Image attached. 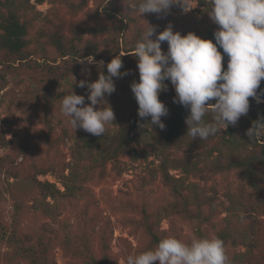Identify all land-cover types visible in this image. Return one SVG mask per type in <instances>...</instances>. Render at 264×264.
<instances>
[{
	"label": "rangeland",
	"instance_id": "1",
	"mask_svg": "<svg viewBox=\"0 0 264 264\" xmlns=\"http://www.w3.org/2000/svg\"><path fill=\"white\" fill-rule=\"evenodd\" d=\"M19 1L27 45L20 54L0 48V264H31L6 238L10 232L25 244L46 247L55 264L103 256L106 264H125L128 255L156 246L153 234L188 241L220 233L230 264H264V167L256 169L255 187L239 169H219L213 158L223 166L228 158L221 147L224 129L206 140L185 132L182 143L165 144L159 130L133 123L138 104L130 85L139 73L134 51L125 50L135 47L147 22L157 32L171 23L182 35L214 33L218 25L207 0H189L188 11L174 5L142 17L132 7L136 0ZM53 34L63 37L64 46H75V55L61 57ZM90 41L99 53L92 63L85 56ZM167 48L162 42V51ZM121 54V72L128 74L113 78L115 91L105 97L115 120L102 136L130 133L136 154L100 163L94 161L100 150L84 153L86 131L73 130L60 103L71 88L90 103L78 82L107 75V63ZM167 159L195 162L198 169L186 172ZM164 171L180 179V196ZM66 176L76 185L69 192Z\"/></svg>",
	"mask_w": 264,
	"mask_h": 264
},
{
	"label": "clouds",
	"instance_id": "2",
	"mask_svg": "<svg viewBox=\"0 0 264 264\" xmlns=\"http://www.w3.org/2000/svg\"><path fill=\"white\" fill-rule=\"evenodd\" d=\"M207 3L211 6L210 19L218 25L213 33L215 43L192 31L182 35L173 30L171 23L157 32L147 22L134 47L139 80H134L130 87L138 104V116L150 117V125L165 128L161 117L167 116L168 109L158 97L167 90L164 82L168 80L176 93L173 102L189 110L185 123L192 140H206L229 125L235 126L241 116L247 115L249 98L264 102L257 92L264 80V0H207ZM174 5L184 11L192 8L189 0H136L132 7L142 17L146 13H167ZM162 42H167V52L162 51ZM218 47L228 57L226 69ZM123 55H115L107 63V75L100 73L95 81L78 82L79 87L88 89L90 103L86 104L85 97L75 94L72 88L63 95L60 112L69 119L73 130L79 127L101 136L106 125L113 124L114 111L105 97L115 91L113 78L128 74L121 72ZM86 60L92 63L93 57ZM210 113L211 120H206ZM246 135L249 140L264 136V123L254 121ZM153 262L230 264L224 242L215 234L193 236L188 241L167 235L154 248L125 259V264Z\"/></svg>",
	"mask_w": 264,
	"mask_h": 264
},
{
	"label": "trees",
	"instance_id": "3",
	"mask_svg": "<svg viewBox=\"0 0 264 264\" xmlns=\"http://www.w3.org/2000/svg\"><path fill=\"white\" fill-rule=\"evenodd\" d=\"M205 3L206 0H199V4L203 5ZM21 4L19 0H0V6L4 10V13L0 17V48L11 54L22 53L27 45V26L25 22L19 19V11L22 8ZM52 38L54 39L55 46L60 52L61 57L75 55L76 47L73 45L68 47L64 46V40L61 35L53 34ZM205 38L211 39L215 43L213 32H208ZM87 49L88 52L85 56L97 57L99 55L96 42L90 41L87 43ZM218 50L221 51L224 56L222 65L223 68L226 69L228 57L223 54V50L219 47ZM131 51H134V48L125 50V52ZM128 55H132V53ZM164 83L167 84V90L161 91L158 98L168 109L167 116L161 117V121L165 124V128L161 130L157 125H150V117L138 118L137 114H134L133 123L134 125L146 126L151 129L159 130L165 144H180L183 142L185 132H187L185 118L188 116L189 110L179 103L173 102L174 97H176L175 90L170 81L165 80ZM257 92L264 100V80L261 81L260 88ZM249 104V111L246 116H241L238 128L235 129L232 126H228L222 131L221 147H224L227 152L226 155H228L225 166L219 161L218 156L213 158V162H216L219 169H239L241 174L255 187L254 178L256 169L258 167H264V136H258L253 140H249L246 135V130L254 121L260 120L261 123H264V102L257 103L252 98H249ZM205 119L211 120V116H206ZM82 146L85 149L84 153L88 154L100 150L99 155L97 157L94 156V161L102 159L100 163L111 160L123 153H128L132 156L136 154L135 148L132 146V136L124 130L105 137L84 132ZM222 153V149H219L218 154L222 155ZM166 161L174 163V167L180 166L186 172L198 169L195 162L182 163L180 159H167ZM163 178L171 185L174 194L180 196V179L171 176L168 171L163 172ZM64 180L65 192L72 191L76 186L73 183V176L70 178L66 176ZM44 185L49 186L50 184L44 183ZM218 236L225 244V234L220 233ZM6 238L16 248L17 254L27 258L31 264H55L48 256L46 247L38 249V246L25 244V241L14 232H10ZM160 239L161 238L157 237L155 234L152 235V240L156 244ZM107 261V256H103L100 259L93 258L86 264H106Z\"/></svg>",
	"mask_w": 264,
	"mask_h": 264
}]
</instances>
